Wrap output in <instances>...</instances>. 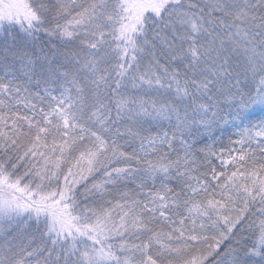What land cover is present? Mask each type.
Here are the masks:
<instances>
[{"label":"snow or ice","instance_id":"obj_1","mask_svg":"<svg viewBox=\"0 0 264 264\" xmlns=\"http://www.w3.org/2000/svg\"><path fill=\"white\" fill-rule=\"evenodd\" d=\"M0 264H264V0H0Z\"/></svg>","mask_w":264,"mask_h":264}]
</instances>
